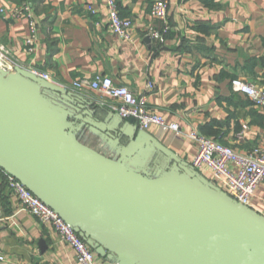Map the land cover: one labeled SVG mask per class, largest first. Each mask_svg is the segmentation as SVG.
Here are the masks:
<instances>
[{
  "label": "crops",
  "instance_id": "obj_1",
  "mask_svg": "<svg viewBox=\"0 0 264 264\" xmlns=\"http://www.w3.org/2000/svg\"><path fill=\"white\" fill-rule=\"evenodd\" d=\"M156 1L116 0L120 15L133 21L131 40H124L109 27L107 0H0V44L17 67L46 72L61 87L106 76L147 97L150 111L167 123H177L181 135L168 132L161 139L157 127L142 133L135 120L120 121L111 113L110 98L84 92L82 97L94 103L95 118L122 130L123 146L135 141L137 158L127 166L147 177L178 170L154 147L156 142L190 165L198 150L188 138L192 133L238 153L250 152L263 137L264 108L235 93L231 82L241 79L264 91V0H172L166 22L152 15ZM23 5L38 24L32 54L26 46L28 18L12 20L1 12ZM152 27H168L164 44L150 38ZM71 123L82 143L119 157L116 143L115 153L107 155L86 140L93 135L104 143L106 137L82 122ZM197 173L209 180L206 171ZM6 178L0 171V264H77L75 250L60 241L51 225L21 210ZM250 209L264 216V185ZM95 258L96 264H122L115 253L101 257L95 252Z\"/></svg>",
  "mask_w": 264,
  "mask_h": 264
},
{
  "label": "water",
  "instance_id": "obj_2",
  "mask_svg": "<svg viewBox=\"0 0 264 264\" xmlns=\"http://www.w3.org/2000/svg\"><path fill=\"white\" fill-rule=\"evenodd\" d=\"M93 105L28 69L0 74V169L101 257L115 253L122 264H264V216L160 143L154 147L176 172L151 178L130 169L139 147L134 140L123 146L122 130L96 119ZM71 121L113 139L119 157L82 143Z\"/></svg>",
  "mask_w": 264,
  "mask_h": 264
},
{
  "label": "built area",
  "instance_id": "obj_3",
  "mask_svg": "<svg viewBox=\"0 0 264 264\" xmlns=\"http://www.w3.org/2000/svg\"><path fill=\"white\" fill-rule=\"evenodd\" d=\"M171 2L172 0L156 1L152 9L153 17L156 20L166 22ZM106 7L111 31L121 39L131 40L132 19L120 15L116 0H107ZM88 10L92 14H96V10L91 6H88ZM1 12L6 18L12 20L21 17L28 18L31 35L26 40V46L28 53L32 54L38 33V24L31 8L28 5H23ZM167 32L168 27H164L162 31L152 27L149 30V36L151 39L164 44ZM17 65L18 63L11 53L0 44V74L5 77L13 74ZM30 71L48 83L58 85L50 74L37 69ZM63 88L80 96L89 90L101 93L110 98L106 106L115 117L120 121L135 120L139 130L144 133L149 132L152 127H157L161 139L168 132L182 134L177 123H167L164 118L150 111L147 97L138 96L128 87L114 84L109 77L98 75L91 81L82 80L75 82L70 87ZM231 88L235 93L246 96L257 106L264 108V91L255 85L241 79H234L231 82ZM244 127V130H247L248 127ZM188 138L198 145L197 153L190 166L196 171H206L212 185L225 192L238 204L250 208L257 189L264 185V133L260 144L250 152L243 154L217 140L204 137L198 133H192L188 135ZM5 175L7 176L8 188L19 200L22 211L36 217L43 224L51 225L57 232L60 241L75 250L77 264H96L95 251L75 231L72 224L64 221L17 179L7 173ZM3 259L0 256V261Z\"/></svg>",
  "mask_w": 264,
  "mask_h": 264
},
{
  "label": "rangeland",
  "instance_id": "obj_4",
  "mask_svg": "<svg viewBox=\"0 0 264 264\" xmlns=\"http://www.w3.org/2000/svg\"><path fill=\"white\" fill-rule=\"evenodd\" d=\"M102 134V133H101ZM102 136H104V138H107V141L105 140L104 143L99 141V138L94 139L93 135H89L88 138H86L87 142L93 146L94 148H96L97 150L106 153L107 155H112L114 154L113 152L111 153V149L113 148V146H115V141L109 137H107L106 135L102 134Z\"/></svg>",
  "mask_w": 264,
  "mask_h": 264
},
{
  "label": "trees",
  "instance_id": "obj_5",
  "mask_svg": "<svg viewBox=\"0 0 264 264\" xmlns=\"http://www.w3.org/2000/svg\"><path fill=\"white\" fill-rule=\"evenodd\" d=\"M0 171H2V170H0ZM7 179V178H6Z\"/></svg>",
  "mask_w": 264,
  "mask_h": 264
}]
</instances>
